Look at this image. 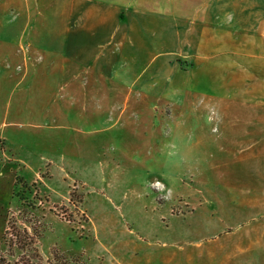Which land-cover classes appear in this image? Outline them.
Here are the masks:
<instances>
[{
    "label": "rangeland",
    "instance_id": "374dc122",
    "mask_svg": "<svg viewBox=\"0 0 264 264\" xmlns=\"http://www.w3.org/2000/svg\"><path fill=\"white\" fill-rule=\"evenodd\" d=\"M255 21L264 34V12ZM254 72L256 102L264 106V66ZM175 79L166 96L124 97L99 88L88 102V110L96 106L94 123L62 129L54 128V112L36 125L13 116L7 104L25 109L31 98L20 93L23 85L11 95L4 88L0 254L8 264L23 257L34 264H264V208L235 202L261 195L264 162L252 158L257 148L228 143L234 135L263 137L258 129L224 131L231 122L222 121L212 86L188 88L180 74ZM230 85L242 83L223 81L221 90ZM69 111L65 118H87ZM234 112L233 118L246 116ZM156 181L173 188L171 196L163 198ZM10 234L30 238L40 260Z\"/></svg>",
    "mask_w": 264,
    "mask_h": 264
},
{
    "label": "crops",
    "instance_id": "0c3cea01",
    "mask_svg": "<svg viewBox=\"0 0 264 264\" xmlns=\"http://www.w3.org/2000/svg\"><path fill=\"white\" fill-rule=\"evenodd\" d=\"M261 12L260 0H0V100L9 86L11 95L23 85L20 93L31 104L22 109L8 103L13 116L36 125L54 112V128H78L94 123L89 98L99 88L109 95L156 97L172 91L180 74L188 88L212 86L222 121L231 122L224 131L258 129L263 140L234 135L226 141L257 148L252 158L264 162V106L253 86L255 66H264L263 26L256 29L255 21ZM223 81L242 86L222 91ZM68 111L87 112V118H65ZM233 111L246 116L233 118ZM258 192L238 196L236 205L264 208V186Z\"/></svg>",
    "mask_w": 264,
    "mask_h": 264
},
{
    "label": "trees",
    "instance_id": "16d2710c",
    "mask_svg": "<svg viewBox=\"0 0 264 264\" xmlns=\"http://www.w3.org/2000/svg\"><path fill=\"white\" fill-rule=\"evenodd\" d=\"M11 229H13V227H8L7 228V231H11ZM22 233H24V232H22ZM10 236L18 238L17 239V246H19V249L20 250L29 251V249H30L31 252L34 253V255L32 256V258H34L36 260L37 259L40 260V256L38 255V253L36 252V250H34V248L32 247L33 244H34V242L30 238H28V242H24V240L21 239L18 234H16V235L14 234V236L12 234H10ZM11 244L15 245L14 243H11ZM11 244L8 245V249H10V247L12 246ZM56 254L57 253H55L53 255L54 256V259L55 258H58V256H59V255H56ZM0 264H8L5 261L4 257L1 254H0ZM14 264H34V263L30 259H25L23 257V258H21V260H19L18 262L14 263Z\"/></svg>",
    "mask_w": 264,
    "mask_h": 264
},
{
    "label": "clouds",
    "instance_id": "9594fccd",
    "mask_svg": "<svg viewBox=\"0 0 264 264\" xmlns=\"http://www.w3.org/2000/svg\"><path fill=\"white\" fill-rule=\"evenodd\" d=\"M154 187L161 190L164 193L163 198H168L169 196H171V194L173 192V188H171V187L164 189L159 181L154 182Z\"/></svg>",
    "mask_w": 264,
    "mask_h": 264
}]
</instances>
